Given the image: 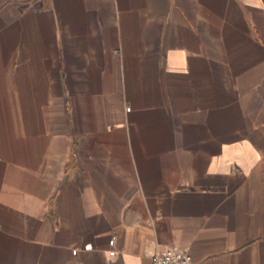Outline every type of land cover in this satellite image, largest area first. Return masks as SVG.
Segmentation results:
<instances>
[{
	"label": "crops",
	"instance_id": "obj_1",
	"mask_svg": "<svg viewBox=\"0 0 264 264\" xmlns=\"http://www.w3.org/2000/svg\"><path fill=\"white\" fill-rule=\"evenodd\" d=\"M264 264V0H0V264Z\"/></svg>",
	"mask_w": 264,
	"mask_h": 264
},
{
	"label": "built area",
	"instance_id": "obj_2",
	"mask_svg": "<svg viewBox=\"0 0 264 264\" xmlns=\"http://www.w3.org/2000/svg\"><path fill=\"white\" fill-rule=\"evenodd\" d=\"M153 264H192V258L187 251L168 248L156 253Z\"/></svg>",
	"mask_w": 264,
	"mask_h": 264
}]
</instances>
